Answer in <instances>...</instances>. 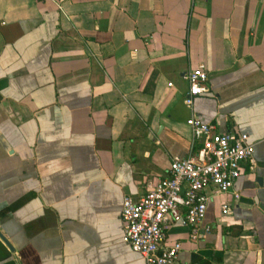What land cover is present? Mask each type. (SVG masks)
<instances>
[{"label":"crops","instance_id":"obj_1","mask_svg":"<svg viewBox=\"0 0 264 264\" xmlns=\"http://www.w3.org/2000/svg\"><path fill=\"white\" fill-rule=\"evenodd\" d=\"M192 116L255 153L206 188L199 239L174 224L166 244L176 264H264V0H0V264H146L123 200L202 147Z\"/></svg>","mask_w":264,"mask_h":264},{"label":"built area","instance_id":"obj_2","mask_svg":"<svg viewBox=\"0 0 264 264\" xmlns=\"http://www.w3.org/2000/svg\"><path fill=\"white\" fill-rule=\"evenodd\" d=\"M186 79L190 89L185 103L192 107L196 96L209 92L205 66L199 65ZM187 125L193 141H201L202 147L185 158L175 157L169 177L147 179L146 193L140 199L128 196L123 200L124 241L145 259L146 264L177 263L182 244H166L169 227L174 224L189 226L192 239L198 240L209 202L206 188L228 192L255 153V144L246 133H216L214 125L197 116L190 117ZM240 197L234 192V199ZM222 212L224 215L230 212L228 203L222 205ZM210 230V227L205 228L206 232Z\"/></svg>","mask_w":264,"mask_h":264},{"label":"water","instance_id":"obj_3","mask_svg":"<svg viewBox=\"0 0 264 264\" xmlns=\"http://www.w3.org/2000/svg\"><path fill=\"white\" fill-rule=\"evenodd\" d=\"M0 239L6 244V246L13 251V247L11 246V244L9 243L8 239L4 236V234L1 232L0 230Z\"/></svg>","mask_w":264,"mask_h":264}]
</instances>
